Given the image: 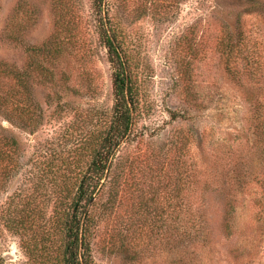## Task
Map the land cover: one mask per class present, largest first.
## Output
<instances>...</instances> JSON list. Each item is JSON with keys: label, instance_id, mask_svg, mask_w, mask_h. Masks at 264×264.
<instances>
[{"label": "rangeland", "instance_id": "374dc122", "mask_svg": "<svg viewBox=\"0 0 264 264\" xmlns=\"http://www.w3.org/2000/svg\"><path fill=\"white\" fill-rule=\"evenodd\" d=\"M57 1L0 0V64L8 62L19 74H30L33 103L44 114L35 131L0 114V123L17 138L21 163L0 189V264H44L40 250H27V235L7 226L10 196L29 186L33 175L42 177L49 158H77L76 146L99 126L114 102L113 67L96 31L92 0H67V6ZM105 6L139 72L146 101L135 139L127 147L122 202L114 211L107 204L100 208L95 261L185 264L179 259L181 249L194 247L179 240L175 209L186 168V192L205 187L184 198L187 204L202 205L205 236L200 239L207 248L200 263L264 264V255L246 240L250 236L264 244V220L256 219V207L249 203L233 225L229 207L236 203L231 185L238 186L232 178L264 170L259 148L264 129V0H105ZM228 39L236 44L240 80L227 71L223 44ZM45 42L58 49L54 64L51 53L34 49ZM38 63L52 68L56 77H69L58 86L64 90L65 106L56 112V103L45 101L51 89L34 80ZM185 70L193 75L202 103L191 109L189 119L173 120L172 110L187 107ZM15 84L23 98L24 85L19 79ZM179 134L190 138L183 153L173 145ZM211 172L217 176L210 177ZM251 178L243 188L254 185ZM193 261L199 263L197 257Z\"/></svg>", "mask_w": 264, "mask_h": 264}, {"label": "trees", "instance_id": "16d2710c", "mask_svg": "<svg viewBox=\"0 0 264 264\" xmlns=\"http://www.w3.org/2000/svg\"><path fill=\"white\" fill-rule=\"evenodd\" d=\"M57 2L61 6L68 5L67 0ZM91 5L99 40L106 48L108 60L113 67L112 108L101 120L99 126L87 132L81 139L82 142L76 146L75 157L77 155V158H49L44 161L49 170H45L42 177L33 175L30 185L22 186L15 191L8 202L7 226L21 236L27 235L30 241L27 250L31 251V254L32 251L40 250L39 255L44 264H97L93 253V243L98 226L103 219L100 208L107 204L114 211V208L122 202L121 191L125 181L123 174L129 166L127 147L135 139L139 117L143 113L146 101L142 91V80L138 77L139 72L134 69V62L127 53L123 41L112 28L105 0H92ZM223 45L224 49L228 50L227 71L234 79L240 80L242 71L237 62V55L234 53L236 44L228 39ZM52 48L53 46L48 45L47 42L34 46L40 54L47 51L51 53L54 64L58 49L52 50ZM35 70L37 73L34 80L37 84L51 89L46 94V103L48 105L56 103L54 112L64 108L65 102H62L64 90L59 89L58 86L61 83H67L63 81L69 80V77L65 75L56 77L52 68L49 71V68L41 63L35 66ZM29 75L27 72L23 75L19 74L13 64L1 62L0 114L12 124L35 131L41 125L44 114L41 107L38 105L37 109L33 103L35 99L29 87ZM183 75L185 83L182 90L187 107L183 110H172L173 120L189 119L192 116L191 109H198L202 103L194 87L196 82L193 75L187 70ZM18 79L26 89L23 98H19L15 90V81ZM72 91L74 94L78 93L77 90ZM262 107L263 116L264 101ZM260 138L259 148L263 158L264 129ZM189 140L188 135L179 134L173 140V145L176 150L183 153ZM18 155L17 138L9 133L8 127L0 123V189L5 187L19 170L21 163ZM260 161L262 163L264 158ZM72 165H75V168H72ZM53 166H57V169H52ZM185 169L182 171L183 174L186 172ZM183 174L180 178L183 184L177 189L181 199L175 209L177 230L179 240L184 241L183 243L188 241L194 249L192 251L186 247L181 249L179 259L185 264H196L193 259L197 257L198 264H201L200 253L206 252L207 248L205 240L200 239L205 236L202 205L187 204L184 198L191 195L193 191L197 193L202 191L205 187L199 184L201 187L191 189L190 193H187L186 179ZM213 176L217 174L211 172L210 177L213 178ZM249 177H252L250 181L254 185L243 188L242 183L249 182ZM194 179L195 183L199 181L197 176ZM232 181L233 184L238 183V186L231 185L236 202H232L229 206L233 217L235 216L233 225L237 224V218L243 215V209L249 203L256 207V219L264 220V170L256 172L254 176L247 172L236 174ZM209 182L216 184L213 180ZM212 189L219 191L214 187ZM224 192H226L225 189H223ZM45 198L48 205L45 202L43 204L42 199ZM45 206L50 207V210ZM246 240L252 242L250 245L264 255V244H257L250 236Z\"/></svg>", "mask_w": 264, "mask_h": 264}]
</instances>
